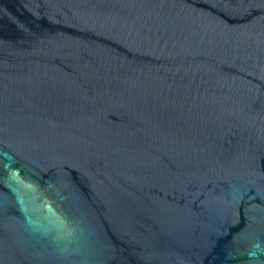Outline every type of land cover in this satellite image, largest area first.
Instances as JSON below:
<instances>
[{
    "label": "water",
    "instance_id": "obj_1",
    "mask_svg": "<svg viewBox=\"0 0 264 264\" xmlns=\"http://www.w3.org/2000/svg\"><path fill=\"white\" fill-rule=\"evenodd\" d=\"M0 264H264V0H0Z\"/></svg>",
    "mask_w": 264,
    "mask_h": 264
}]
</instances>
